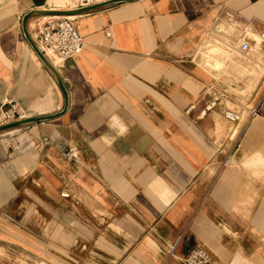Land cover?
Returning <instances> with one entry per match:
<instances>
[{"label": "crops", "instance_id": "crops-1", "mask_svg": "<svg viewBox=\"0 0 264 264\" xmlns=\"http://www.w3.org/2000/svg\"><path fill=\"white\" fill-rule=\"evenodd\" d=\"M61 2L0 0V108L60 114L0 133V264H183L201 247L217 264H264V0H137L77 16L84 50L57 69L67 108L23 30L25 15ZM55 17L28 20L35 43ZM245 33L247 54L232 46ZM226 101L257 117L229 128Z\"/></svg>", "mask_w": 264, "mask_h": 264}, {"label": "built area", "instance_id": "built-area-1", "mask_svg": "<svg viewBox=\"0 0 264 264\" xmlns=\"http://www.w3.org/2000/svg\"><path fill=\"white\" fill-rule=\"evenodd\" d=\"M69 9H78L82 7H90L97 4L105 3L110 0H70ZM37 37V46L51 64L59 69L69 60L79 56L85 47L84 39L80 34L75 20L70 17H55L53 20L38 22L35 30ZM108 36H111L108 33ZM251 38L245 33L240 41L233 43L232 46L241 53L247 54L251 51ZM194 106H190L186 113L190 114L194 110ZM258 109L249 108L241 105L237 109H227L223 117L230 124H239L241 122L249 123L257 117ZM25 118L24 111L17 105H11L10 109L0 108V119L3 124H9ZM48 142L47 139H44ZM64 156L74 162L79 161V151L74 146H69ZM67 197L68 194H63ZM174 250V249H172ZM183 264H217L214 255L206 248H197L192 250L183 260Z\"/></svg>", "mask_w": 264, "mask_h": 264}, {"label": "water", "instance_id": "water-1", "mask_svg": "<svg viewBox=\"0 0 264 264\" xmlns=\"http://www.w3.org/2000/svg\"><path fill=\"white\" fill-rule=\"evenodd\" d=\"M132 1H137V0H110L105 3L97 4L94 6L90 7H82L78 9H64V10H36L28 13L27 15L24 16L23 18V30L26 36V39L28 40L29 44L41 60V62L44 64V66L50 71V73L54 76L56 81L58 82L59 86L63 90L65 96H66V108L68 107V94L65 89L64 83L61 79V76L59 74V71L51 64V62L45 57V55L41 52L37 44L34 42L33 38L31 37L28 27H27V22L31 18L35 17H41V16H58V17H68V16H79L83 15L86 13H90L93 11H96L98 9H102L105 7H109L112 5L120 4V3H125V2H132ZM219 102V99H215L210 106L207 108L208 110H212ZM60 114L49 116V117H40V118H29V119H23V120H18L6 125L0 126V133L4 132L9 129L13 128H18L26 125H31V124H36L40 122H45V121H50L55 118H57Z\"/></svg>", "mask_w": 264, "mask_h": 264}, {"label": "clouds", "instance_id": "clouds-1", "mask_svg": "<svg viewBox=\"0 0 264 264\" xmlns=\"http://www.w3.org/2000/svg\"><path fill=\"white\" fill-rule=\"evenodd\" d=\"M110 121L113 122L110 127L117 135L123 136L127 133V125L123 123L118 115H112ZM254 155L259 162L264 163V153L257 152Z\"/></svg>", "mask_w": 264, "mask_h": 264}, {"label": "rangeland", "instance_id": "rangeland-1", "mask_svg": "<svg viewBox=\"0 0 264 264\" xmlns=\"http://www.w3.org/2000/svg\"><path fill=\"white\" fill-rule=\"evenodd\" d=\"M62 2V5L63 6H66V8H70V6L72 5L71 4V1L70 0H61ZM208 51H211V53H213V54H216V53H219L221 50L219 49V47L217 46H213V47H211V48H209V49H206V50H204V52H208ZM255 68V67H254ZM258 69H259V71L260 72H257L256 73V78H259L262 74H263V68L262 67H258ZM248 91H250V89H248ZM226 104L228 105V107L230 108V109H237L238 108V106H239V103H231V102H229V101H226ZM223 122L225 123V126H227V122L226 121H224L223 120ZM229 127V126H228ZM229 128H231V129H233V125L231 124L230 125V127Z\"/></svg>", "mask_w": 264, "mask_h": 264}, {"label": "bare ground", "instance_id": "bare-ground-1", "mask_svg": "<svg viewBox=\"0 0 264 264\" xmlns=\"http://www.w3.org/2000/svg\"><path fill=\"white\" fill-rule=\"evenodd\" d=\"M58 9V8H57ZM68 9V8H67ZM55 10V9H54ZM70 17L71 19H76L77 16H68ZM228 46V45H227ZM217 47V46H216ZM229 53V52H228Z\"/></svg>", "mask_w": 264, "mask_h": 264}]
</instances>
